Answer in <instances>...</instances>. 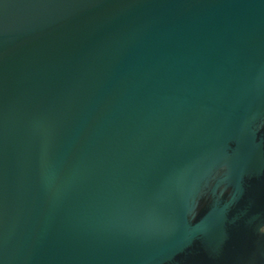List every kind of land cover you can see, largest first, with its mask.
<instances>
[{"label":"water","instance_id":"obj_1","mask_svg":"<svg viewBox=\"0 0 264 264\" xmlns=\"http://www.w3.org/2000/svg\"><path fill=\"white\" fill-rule=\"evenodd\" d=\"M264 0H0V264H264Z\"/></svg>","mask_w":264,"mask_h":264},{"label":"flooded vegetation","instance_id":"obj_2","mask_svg":"<svg viewBox=\"0 0 264 264\" xmlns=\"http://www.w3.org/2000/svg\"><path fill=\"white\" fill-rule=\"evenodd\" d=\"M264 230V229H263Z\"/></svg>","mask_w":264,"mask_h":264}]
</instances>
